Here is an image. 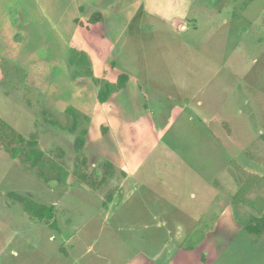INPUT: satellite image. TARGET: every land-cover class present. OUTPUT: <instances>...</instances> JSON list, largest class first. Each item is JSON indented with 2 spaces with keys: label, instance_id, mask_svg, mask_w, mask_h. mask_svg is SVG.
Listing matches in <instances>:
<instances>
[{
  "label": "rangeland",
  "instance_id": "rangeland-1",
  "mask_svg": "<svg viewBox=\"0 0 264 264\" xmlns=\"http://www.w3.org/2000/svg\"><path fill=\"white\" fill-rule=\"evenodd\" d=\"M195 6L212 10H191L181 21L185 30L144 10L118 35L104 32L108 46L102 37L76 34L61 61L45 35L33 50L11 25L4 31L0 118L26 146L34 142L44 158L65 165L67 178L44 184L0 145V264L27 256L29 264L41 263L57 253L61 232L76 237L80 249L115 250L117 262L138 245L132 236L154 246L173 241L187 247L207 230L202 225L184 241L191 225L206 210L211 213L203 224H215L225 209L221 230L229 240L236 235L213 264H264V233L239 230L249 223L250 207L232 201L249 180L257 181L246 197L264 199V0H199ZM81 52L97 83L77 66ZM121 76L126 79L119 86ZM106 84L113 92L100 104ZM68 107L79 115L76 134L63 129L72 125ZM83 129L85 146L77 154L74 140ZM77 156L88 162V181L74 174ZM106 163L115 175L94 189ZM131 171L122 186V174ZM123 187L135 191L117 209ZM10 192L53 204L56 228L35 223ZM164 222L168 227L161 228ZM217 232L216 243L227 240Z\"/></svg>",
  "mask_w": 264,
  "mask_h": 264
},
{
  "label": "crops",
  "instance_id": "crops-1",
  "mask_svg": "<svg viewBox=\"0 0 264 264\" xmlns=\"http://www.w3.org/2000/svg\"><path fill=\"white\" fill-rule=\"evenodd\" d=\"M151 1H155L156 7L150 6V2L145 4L147 0H0V50L3 51L5 44L3 38L5 36L4 31L9 29L10 25L16 29L14 32L16 35H22L23 39L24 37L27 39H24V41L31 43L33 50L37 49L39 35H45L44 42L47 38H50L48 43L50 49L52 50L53 47L55 57L61 61L71 44L72 38L76 34L82 36L87 35V33L92 36L94 34L93 38L102 37L105 39V45L108 46L104 32L109 31V35H118L126 28L128 22L135 19L141 11L146 10L147 13H154L157 18H160L167 24L171 22L177 23L178 21L182 25L180 28L185 30L186 26L181 21L188 18L191 10V12H195L196 8L201 9V11L202 9L212 10L208 6L203 8L196 7L195 4L199 0ZM191 3H193V7ZM95 14H99L102 19L94 25L89 24L90 18ZM190 18L195 19L194 16H190ZM64 20H68V22L65 23ZM107 20L112 22L107 23L109 22ZM78 22L82 23V26ZM111 28L115 29L111 31ZM13 48L14 46L12 45L10 50L14 51L12 50ZM79 50L82 51L81 49ZM20 56L15 55L13 59L16 62L24 63ZM46 57L49 59V54ZM47 58L46 61H48ZM132 173L133 171L127 173L126 176L123 173L124 183L122 186L130 180ZM130 190L123 187L124 201L117 209L128 200L129 196H133L135 189ZM46 206L53 207V204ZM211 207L214 206L209 205L207 207L206 205V209H211ZM111 208L109 207L108 211H106L107 214H109V211L113 212V210H110ZM206 211V215L211 213L209 210ZM225 212H227L226 209L221 216L215 219V224H211V222L203 224L207 216L202 215L198 222L191 225V229L189 228L184 236V241L191 236L192 232L194 234L199 230L201 232L202 225L207 229L203 235L201 232L200 242H193L194 244L191 246L185 247L183 244L181 245L178 242L173 243V241L171 244H163L165 242L163 241L161 244L154 246L148 243L149 240L147 238L144 243L142 242V237L132 236L130 240L138 242V245L134 246V250L130 254L124 253L121 262H117L115 250L110 251L109 249L107 252H104L100 251L102 248L98 251L80 249L76 237L71 236L67 238V236H62L63 233L61 232L60 242H58V246L55 249L57 253L47 254L45 257L40 258L41 263L39 264H213L236 235L233 234L229 240L226 233L221 230L223 228L222 221L224 220ZM254 216H257L256 212L248 208L247 220L245 221L249 222ZM213 217L215 216L211 218ZM34 222L43 225L44 228L49 227L45 222ZM165 224V222L162 223L161 228L168 227ZM246 225H239V230ZM212 227L214 230H211ZM218 230H220V237L227 239H224L222 243L221 240H218L216 243ZM168 235H173L171 230L168 231ZM49 238L51 240L53 236ZM219 242L221 243L220 246ZM76 247L79 249L76 250ZM18 264H29L28 256L27 258L23 257Z\"/></svg>",
  "mask_w": 264,
  "mask_h": 264
},
{
  "label": "trees",
  "instance_id": "trees-1",
  "mask_svg": "<svg viewBox=\"0 0 264 264\" xmlns=\"http://www.w3.org/2000/svg\"><path fill=\"white\" fill-rule=\"evenodd\" d=\"M100 20V15L95 14L90 18L88 23L94 25L100 22ZM78 23L80 26H82V23ZM79 54H81V60L77 64V66L81 67L79 64H82L83 67L88 70L87 76L93 77V73L91 71L89 61L87 60V56L84 53ZM125 79L126 76H121L119 78V86H121L122 81H125ZM92 81L94 83H97V80L94 79V77L92 78ZM112 92L113 87L111 85L106 84L98 92V102L100 104L106 103ZM65 112L71 117L72 125L69 128L64 127L63 129L69 132L70 134H76L77 129L79 127V115L77 114V111H75V109L71 107H68ZM84 119L88 120V118L86 117ZM53 125L58 126L56 123H54ZM0 130L7 131L0 133V145L10 155L11 159L21 158L23 162L27 163L31 169H34L36 171V176L44 184L56 182L59 185L65 182L67 178V171L65 169V165L57 163L56 160L44 158L43 153L36 148L37 145L34 142H31L30 145L26 146L23 137L20 135H16L15 132L10 128V126L7 123L3 122L1 118ZM86 135L87 132L85 129H83L79 131L75 137L74 150L77 154L81 153L85 146ZM27 147L29 148L28 150ZM106 164L103 165V176L101 177L100 181L92 185L94 189L102 188V186L108 184V182L115 175L113 168L109 164ZM88 166L89 165L85 157L80 158L79 156H77L74 164V174H77L78 177L83 181L90 180L91 177L87 173ZM122 176H124V174H122ZM254 181L257 180H249L245 184H243L232 197V201L235 204L237 203L246 205L256 212L257 216L252 217V219H250L249 223L245 226L244 229L250 234L261 235L264 233V199L259 197L256 199H248L246 197L248 195V192L252 188ZM8 197L14 200L15 202L20 203L23 206L24 210L27 213H30L35 220L39 222H45L49 227L53 229L56 228V222L54 219V208L52 206L40 205L34 202L29 197L21 196L13 192H10L8 194ZM111 198V195H108L105 201L109 203L111 201Z\"/></svg>",
  "mask_w": 264,
  "mask_h": 264
}]
</instances>
